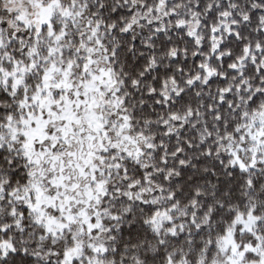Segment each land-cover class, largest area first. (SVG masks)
<instances>
[{
	"label": "snow or ice",
	"instance_id": "1",
	"mask_svg": "<svg viewBox=\"0 0 264 264\" xmlns=\"http://www.w3.org/2000/svg\"><path fill=\"white\" fill-rule=\"evenodd\" d=\"M0 264H264V0H0Z\"/></svg>",
	"mask_w": 264,
	"mask_h": 264
}]
</instances>
